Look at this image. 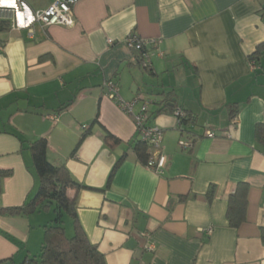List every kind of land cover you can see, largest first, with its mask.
<instances>
[{"label": "crops", "instance_id": "obj_1", "mask_svg": "<svg viewBox=\"0 0 264 264\" xmlns=\"http://www.w3.org/2000/svg\"><path fill=\"white\" fill-rule=\"evenodd\" d=\"M55 1L0 0V8L26 5L15 26L2 18L10 24L0 31V168L14 171L0 205L35 192L21 140L44 137L48 159L87 186L68 195L107 264H264V143L255 133L264 122V55L254 68L249 60L264 42V0H75L73 26L31 21ZM132 33L159 40L150 70L126 44ZM108 80L124 101L151 99V113L169 93L192 112L188 126L171 112L150 120L163 131V172L133 153L136 122L108 95ZM106 131L121 143L106 144ZM239 182L250 188L246 221L235 228L226 213ZM42 212L0 216V262L20 264L36 250L44 233L32 217Z\"/></svg>", "mask_w": 264, "mask_h": 264}, {"label": "trees", "instance_id": "obj_2", "mask_svg": "<svg viewBox=\"0 0 264 264\" xmlns=\"http://www.w3.org/2000/svg\"><path fill=\"white\" fill-rule=\"evenodd\" d=\"M9 24L7 20L0 19V31L7 29ZM263 55L264 42L256 47L249 60L261 61ZM171 95L172 93L167 94L163 101L157 102V109L153 113L149 112V123L153 114L175 113L177 109L185 111L184 116L178 118L179 124L188 126L191 123L194 119L192 112L178 107ZM148 100L153 103L151 99ZM236 113L237 110H232V116ZM255 133L257 139L264 143V122H259L256 125ZM104 140L111 147L121 143V140L109 131H106ZM21 141L23 146L28 148L31 153L38 185L35 192L28 196L23 204L18 206L0 205V216L27 217L37 211H53L56 218L52 224L43 225L44 238L39 252L33 256H27L20 264H107L104 253L100 251L97 244L89 239L80 222L76 199L68 195L69 189L80 190L87 188V186L77 181L64 164L57 165L48 159V142L46 138L41 137L31 142ZM130 147L137 159L146 164L150 157V146L147 141L141 138L139 133L130 143ZM128 155L129 152L125 151L116 160L108 178V185L112 182L116 171L126 161ZM13 173L14 171L11 168H0V194L4 191V179L12 176ZM249 188L248 182H239L236 190L229 196L226 215L229 224L235 228L246 221ZM64 216L72 219L74 229L72 236L67 235ZM262 233L264 238V228ZM10 260H4L0 264Z\"/></svg>", "mask_w": 264, "mask_h": 264}, {"label": "built area", "instance_id": "obj_3", "mask_svg": "<svg viewBox=\"0 0 264 264\" xmlns=\"http://www.w3.org/2000/svg\"><path fill=\"white\" fill-rule=\"evenodd\" d=\"M75 0H56L48 8L44 10L35 11L32 14L31 21L33 23H40L42 26H51V25H64V26H73L76 23V18L73 10ZM26 8L24 3L19 2L18 8H0V19L7 18L13 25H16L15 14L18 10ZM29 26V24L27 25ZM158 39L155 38H142L136 34H129L126 38V44L128 48L135 50L138 53V60L141 63L142 67L145 69H150L152 67L151 53L149 47H154L158 43ZM108 42L113 44L114 40L109 39ZM251 67H256V62L250 61ZM105 87L107 93L111 98L117 100L120 106L130 113L137 126V132L140 134L141 138L149 143L150 157L145 164L147 167L154 169L156 172H163V169L166 167L168 162V157L161 153V143L163 140V131L157 126H153L149 123L148 116L150 112V101L143 97H136L131 101H124L119 95V86L114 80H108L105 82ZM139 107L135 111L136 107ZM184 111L177 109L175 115L177 118L179 116H184ZM233 125H235L236 120L233 119ZM179 121V119H178ZM87 128V126H84ZM209 136H214L213 132H207ZM182 149H189L192 147L191 140H182L181 141ZM208 234L212 233V230L209 229ZM152 249L153 246L150 245Z\"/></svg>", "mask_w": 264, "mask_h": 264}, {"label": "rangeland", "instance_id": "obj_4", "mask_svg": "<svg viewBox=\"0 0 264 264\" xmlns=\"http://www.w3.org/2000/svg\"><path fill=\"white\" fill-rule=\"evenodd\" d=\"M35 217L38 219L36 221L34 219V217H32V224L34 226H36L37 230L39 229L40 232L44 233L43 225L52 224V222L56 218V214L53 211H50L48 213L42 212V213H39L38 215H36ZM39 224L41 226H38ZM64 226L66 228L67 235L72 236L74 233V229H73L72 219L70 217L64 216ZM42 242H43V238H42ZM42 242H41V244H42ZM41 244H39V246H37L36 250L32 254H30V256H33L39 252Z\"/></svg>", "mask_w": 264, "mask_h": 264}, {"label": "water", "instance_id": "obj_5", "mask_svg": "<svg viewBox=\"0 0 264 264\" xmlns=\"http://www.w3.org/2000/svg\"><path fill=\"white\" fill-rule=\"evenodd\" d=\"M4 264H11L10 262H6V263H4Z\"/></svg>", "mask_w": 264, "mask_h": 264}]
</instances>
